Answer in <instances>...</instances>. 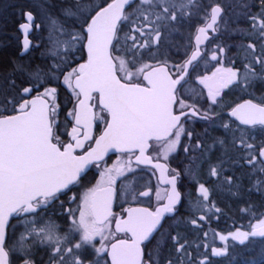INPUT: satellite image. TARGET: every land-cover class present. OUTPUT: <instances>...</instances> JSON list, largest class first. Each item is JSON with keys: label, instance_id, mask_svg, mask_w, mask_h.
Wrapping results in <instances>:
<instances>
[{"label": "snow or ice", "instance_id": "6c2138e0", "mask_svg": "<svg viewBox=\"0 0 264 264\" xmlns=\"http://www.w3.org/2000/svg\"><path fill=\"white\" fill-rule=\"evenodd\" d=\"M31 8L21 13L26 23L20 25V56L43 49V63L13 59L10 70L0 71V264H212L211 256L228 253L229 237L240 245L264 237V140L257 143L252 135L257 126L264 133V92L257 95L264 87V0H34ZM194 18L202 21L194 45L190 39L181 51L168 43ZM33 29L40 33L36 43L28 39ZM225 31L235 43L223 44ZM85 50L87 59L79 62ZM201 61L215 62L214 71L199 72ZM61 87L70 90L68 103L75 98L63 120ZM233 91L250 98L232 106L226 97ZM97 107L102 114L94 112ZM193 118L222 128L224 136L190 130ZM98 121L105 128L97 138L90 130ZM153 144L161 146L155 163ZM217 146L224 149L220 156L213 151ZM178 148L181 163L187 161L182 168L159 162ZM109 149L127 159L104 166L100 181L83 194L73 192L85 187L89 166L100 169ZM229 149L238 155L233 158ZM140 165L159 170L170 186L166 199L157 190L163 202L155 211L129 207L113 213V200L122 193L133 202L151 195L150 184L139 183ZM246 166L242 176L225 175ZM186 177L197 185L195 203L190 191H180ZM217 186L241 198L260 193V203L241 209L255 223L250 231L218 234L225 247L197 245L194 255L181 228L198 227L211 219L207 213L221 211L211 199ZM185 200L193 216L203 214L179 217ZM54 216L64 220L66 231ZM166 216L176 223L164 231ZM200 247L210 253L200 254Z\"/></svg>", "mask_w": 264, "mask_h": 264}, {"label": "rangeland", "instance_id": "374dc122", "mask_svg": "<svg viewBox=\"0 0 264 264\" xmlns=\"http://www.w3.org/2000/svg\"><path fill=\"white\" fill-rule=\"evenodd\" d=\"M26 1L27 2L31 1L32 4L34 2V0H26ZM204 2L207 3L208 0H204ZM219 2L233 3V0H219ZM19 3L22 4V2L21 1L19 2V0H18V4ZM200 21H201L200 19L194 18L190 23H185L184 26L179 29V31H174L171 33V35L167 38L168 43L173 44V45L179 44L182 46L181 51H184L183 46H185L189 43L190 35L193 34V32H194L193 26L197 23H200ZM38 23H40V19H39ZM241 26H243L242 22H241ZM233 43H235V41L230 42V44H233ZM189 50L190 49H188V51ZM172 51H175V49L173 48ZM235 51H236V49H235V47H233L232 52L235 53ZM174 59L178 61L181 59V57L176 56V57H174ZM261 92H264V87L258 86L257 95H259ZM242 94H244V93L236 91V93L233 94V97H234L233 100L235 101V100L239 99L238 97ZM98 110H100V109H98ZM202 135H203V133H202ZM210 136L223 137L224 136V130L220 129V128L216 129V132L210 134ZM254 137H255V142L259 143L260 139L256 135H254ZM263 140H264V138H263ZM209 143H211V140H209ZM213 151H214L216 156H220L222 154V152L224 151V149H221V148H219V146H217L216 148L213 149ZM229 151L233 155V158H235V156L238 155V153L232 152L231 149H229ZM125 159H126V157L123 156V159L115 158L111 162L102 163L100 170L98 169V173H97L98 178L96 179V183L100 180V172L103 171L104 166L111 167L117 160H125ZM133 167H135V166H133ZM225 167L227 168V167H229V165L226 164ZM248 170L249 169L247 168V166L244 168L237 167V168H234L232 171L226 172L225 175H233V171L235 172V174L236 173L239 174V173L243 172L242 173V175H243ZM137 176L142 177V179H139V183L141 185H149L151 183L150 178H149L150 173H148L147 170L143 169L142 171H138ZM199 182L203 183L204 179H199ZM193 184H195V183L191 182L187 185V192H189V191L191 192V202L195 203L196 198H197V193H196L197 185L196 184L193 185ZM243 184H244V187L246 189L251 187V185L248 183V180H243ZM206 187H209L211 189L212 182L210 181L208 184H206ZM226 189H227V186H224V187L217 186L216 192H215V194L212 195L211 199L215 201V206L217 208H219L221 211L215 212V210H213V212H209V213H207V215L210 216L211 219H213V221L218 222V224H220L222 226H225L229 222L232 231H235L237 228H239L243 231H250V229L247 226L249 225V223H255V220H252L250 214L242 212L241 209L247 207L248 203H260L261 202L260 193L253 190L252 193L250 194V196H245V197L241 198L238 196H233ZM143 190H145L143 187L140 188V191H143ZM233 191H235V189H233ZM119 199L121 200V202H126V203H128V201L129 202L131 201V198L130 197L125 198L123 193L121 194V197ZM140 200H142V199L140 198ZM187 208H188V201H187ZM195 214L201 215L203 213L196 212ZM225 214L228 217H226ZM195 217H198V216H195V215L193 216L191 213H188L187 216H185L183 218H185L187 220V219H192ZM231 217H234V219H232ZM235 220H237V221L240 220V224H238ZM207 222H208V220L200 222L198 227L192 226L191 224H186L185 226H183L181 228V231L186 234L187 239L193 245L192 250H193L194 255L196 252V246L197 245L207 244L210 247L211 246L212 247H225L226 246L224 241L219 240L218 234H222V232H219V231L216 232L211 228L210 229L207 228L206 227V226H208ZM175 223H176V219L170 220L167 223V227L163 228V230L167 231L169 229V225H172ZM204 232L208 233L207 237H205L203 235ZM251 243H253L252 240L245 242V244L242 245V246L248 247V251H246V253H249V254L251 253L252 248L254 246ZM249 246L251 249H249ZM259 246H264V242H262V244H260ZM227 247L229 249V251H228L229 254L231 252H234V249H236V241H230V242L228 241ZM205 249H207V248L200 247L199 253L203 254L205 252L204 251ZM231 258H232V261L235 262L237 259V256L234 255ZM247 264H255V262H250ZM261 264H264V263L261 262Z\"/></svg>", "mask_w": 264, "mask_h": 264}, {"label": "trees", "instance_id": "16d2710c", "mask_svg": "<svg viewBox=\"0 0 264 264\" xmlns=\"http://www.w3.org/2000/svg\"><path fill=\"white\" fill-rule=\"evenodd\" d=\"M20 1L22 2V4L21 3L18 4V0H2V2L0 3V71L10 70L12 67V65L10 64V60L13 59L22 64L28 63L30 59L32 60L33 64L43 63L40 59V52L43 51V49L34 50L23 57L20 56V51L22 49L21 47L22 35L19 26L21 24V21L23 20V16L21 15V13L27 9L35 11L34 9L31 8L32 5L31 1L27 2L26 0L25 1L19 0V2ZM52 2L55 3L56 0H52ZM38 22H39V16L37 17L36 23ZM38 34H39L38 32L33 30L31 35L33 39V43L37 42L35 38L36 36H38ZM84 58H85V52L83 59ZM69 97H70V90L61 87L59 89V96H58V103L63 108V112L61 113L60 116L61 120H63L64 118L63 113L67 112L70 108H72L73 104L75 103L74 96L72 97V103H68ZM69 127L70 125L68 126V129ZM62 130H63V126H62ZM62 139H67V137H63ZM87 176H88V172H87ZM184 209H187L186 205L183 206L182 210ZM182 213L180 217H183L185 212ZM231 218L234 219V217ZM235 221L238 224H240V220L238 221L235 220ZM167 223L168 222H166L165 225ZM207 224H208V226H206L207 228L209 229L211 228L216 232L218 231L222 232V234L225 235H227L229 232H232L229 222L225 226H222L218 224V222L213 221V219H210L208 220ZM250 240H252L253 242L251 244L254 245L250 254L246 253V251H248V247L242 246L239 244V242L238 243L236 242V249H234V252H231L230 254L227 253L224 256H220V257L211 256L210 258L212 264H247L250 262H255V264H261V262L264 263V248H263L264 246H259L260 244H262V242H264V237L250 238ZM228 241L230 242L233 240L231 239V237H229ZM249 249H251L250 246ZM204 251L210 253V247L205 249ZM234 255L237 256L235 262H233L231 258Z\"/></svg>", "mask_w": 264, "mask_h": 264}, {"label": "flooded vegetation", "instance_id": "af4514ba", "mask_svg": "<svg viewBox=\"0 0 264 264\" xmlns=\"http://www.w3.org/2000/svg\"><path fill=\"white\" fill-rule=\"evenodd\" d=\"M1 2H2V0H0V3ZM223 4H228V3H223ZM27 10H25L24 12H26ZM24 21H25V18L23 17V20L21 21V23L24 22ZM201 25H202V21H200V23H197V24H195L193 26L194 32H193V34L190 35V39H191V42H192L193 45L195 44V42H194V36H195L196 28L198 26H201ZM231 27H235V24L234 23L231 24ZM211 35H212V33L210 31L209 32V36H211ZM220 39L223 41V44L224 45L230 44V42L235 41V38L234 37L233 38H229V34L226 31L220 37ZM214 43H215V41H214ZM192 50L193 49H190L189 50V54L191 53ZM214 63L215 62H209L208 64H205L203 61H201L200 64H199V66H198V71L201 72V73L207 72V73L210 74L211 71H214V67H213V64ZM235 93H236V91H233V92H231L226 97V99L229 100L232 103V106H235L236 103H239L242 100H245V99H249L250 98L247 95L242 94V95H240L238 97L239 99H237V100L234 101L233 100V98H234L233 97V94H235ZM94 103H96V101H94ZM98 109L99 108L97 107L96 108V113L98 115L102 114L100 112V110H98ZM224 119L227 120L228 117L225 116ZM104 127H105V124L103 122H99V121L96 122V129L94 131L93 137H97L101 133V130ZM187 127L190 130L191 129H194L196 133H199L201 135H202V133L204 134L205 130H207V132L209 134H212V133H215L216 132V129H219L218 126L214 129L213 127H210L208 124H206L204 121H202V120H196L195 118H193L191 120V122L187 125ZM242 127L247 128L249 126H242ZM220 129H222V128H220ZM252 135L253 136L256 135L260 139L259 141L263 140V138H264V133L261 132L260 126H257L255 129L252 130ZM93 143H94V140L91 141L89 144H86L85 145V148L87 149V148L91 147L93 145ZM160 152H161V146L158 145V144H153L152 149H151V151H150L149 154L152 155L154 157V160H155V157ZM77 154H81V153L78 151ZM123 156L126 157V155L123 154V153L112 154V155L108 156L102 163H104V162H106V163L111 162L115 158H117V159H123ZM108 159H110V160H108ZM126 159H127V157H126ZM182 160H183V152L178 148L177 153L171 154L169 156V158H168L167 161H165L162 157H161V159L159 161H162L164 163H167L170 169H179V168H182L185 164H187V161L186 160H184L183 163H181ZM133 166H135V163L134 162H133ZM139 167L141 169L143 168V169L147 170V172L150 173V176H149L150 182H151L150 183V186L152 188L151 195L149 197H141L142 200H139V202H133V201L132 202L131 201L129 202L128 201V203H126V202H121L120 199H114L113 200V207H112L113 213L119 215V214H121L123 212V210L127 206L134 205V204L135 205H146V206H148V207H150L152 209H155L158 205H160V203L163 202L162 199H160V198L157 197V195H156L157 190H159V192H160V197L166 199V197H165V191L167 189H169L170 187H169V185H162L160 183V180H159V177H158V171L155 170V169H153L152 167H148V166H145V165H140ZM87 172H88V179H87V181H85V187H74L73 190H72L73 192L78 193V194H83V192L85 191V189L87 187H91V186L97 184L96 183V179L98 178V176H97L98 169L94 165H92V167ZM153 173H155V174H153ZM242 173L243 172H241L239 174L236 173L235 175L236 176H242ZM200 179H204V178L201 177ZM244 180H247V178H245ZM117 183L119 184V180L117 181ZM189 183H191L190 180H189V178H187V177L184 178L183 186L180 187V191L182 193L187 192V185ZM193 185H195V184H193ZM69 195H71V193H69ZM61 199L62 200H67V196H62ZM184 205H186V207H187V200L183 201L182 204H181V206H180L179 214H178L179 217L183 214L182 212H185L183 217L187 216V214L190 213V211L188 210V208L182 210V208H183ZM72 206L75 207V205H72ZM66 207H67V205H66ZM195 216H199V215H196L195 214ZM53 219L57 220V222H59L60 224L63 225V227L61 229L62 232L67 230V224L64 222V220L61 217L54 216ZM172 219H174V218L171 217V216H166L165 220L163 221V228H166L167 227V224L165 225V223L166 222H169ZM113 229H114V224H113ZM22 230H23L22 227L19 228L17 234H19V231H22ZM119 237H123V234H119L118 233L117 234V238H119ZM40 254H43V246H40Z\"/></svg>", "mask_w": 264, "mask_h": 264}, {"label": "water", "instance_id": "95a60500", "mask_svg": "<svg viewBox=\"0 0 264 264\" xmlns=\"http://www.w3.org/2000/svg\"><path fill=\"white\" fill-rule=\"evenodd\" d=\"M28 11V10H27ZM24 23H26V19H25V21L24 22H22L21 24H24ZM20 24V25H21ZM19 29H20V26H19ZM34 30V29H33ZM33 30L32 31H30V33H29V35H28V39L30 40V41H32L33 42V39H32V37H31V34H32V32H33ZM20 32H21V34H22V37H21V47H22V45H23V41H24V38H25V34H24V32H23V30H21L20 29ZM195 37V36H194ZM194 42H195V39H194ZM85 54H86V50H85ZM87 59V54H86V57H85V59L84 60H86ZM80 62H83V60L82 61H80ZM243 101L244 100H242V101H240L239 103H243ZM92 103H93V101H92ZM94 112H96L95 111V109H94ZM95 127H96V123L93 125V127L91 128V130H90V134L93 136V134H94V131H95ZM105 128V127H104ZM104 128L102 129V131H101V133L97 136V138L100 136V135H102L103 134V131H104ZM71 131V126H70V128H69V132ZM92 146H94V143H93V145ZM91 146V147H92ZM117 153H121L120 151H117V150H114V149H109V151L105 154V156H104V160L108 157V156H110V155H112V154H117ZM138 154V153H137ZM103 160V161H104ZM134 161V160H133ZM135 162V161H134ZM156 161L155 160H153V163H155ZM160 163H164V162H162V161H159ZM92 165H90L89 166V168H88V170L90 169V167H91ZM145 166H150V167H152L151 165H145ZM87 170V171H88ZM158 171V177H160V173H159V170H157ZM160 180V179H159ZM160 183L162 184V185H167V184H165V183H163L161 180H160ZM170 187V186H169ZM159 206V205H158ZM157 206V207H158ZM129 207H138V208H148L149 210H151V211H155V209L157 208H155V209H152V208H150V207H148V206H145V205H131V206H127L125 209H127V208H129ZM166 218V217H165ZM123 238H125V237H121L120 239H123Z\"/></svg>", "mask_w": 264, "mask_h": 264}]
</instances>
